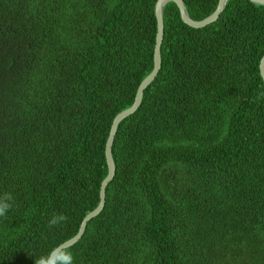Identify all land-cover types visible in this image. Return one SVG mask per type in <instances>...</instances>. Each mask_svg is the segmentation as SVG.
I'll list each match as a JSON object with an SVG mask.
<instances>
[{"label": "trees", "instance_id": "1", "mask_svg": "<svg viewBox=\"0 0 264 264\" xmlns=\"http://www.w3.org/2000/svg\"><path fill=\"white\" fill-rule=\"evenodd\" d=\"M158 0H0V264H34L99 203L112 121L153 70ZM193 21L218 0H182ZM160 70L118 126L74 264H264V6L185 25L163 8ZM54 213L66 223L48 226Z\"/></svg>", "mask_w": 264, "mask_h": 264}, {"label": "water", "instance_id": "2", "mask_svg": "<svg viewBox=\"0 0 264 264\" xmlns=\"http://www.w3.org/2000/svg\"><path fill=\"white\" fill-rule=\"evenodd\" d=\"M227 1L228 0H218V4H217L215 11L211 15H209L207 18L201 21H193L192 19H190V17L188 16L186 12V9H185V6L182 0H158L156 2L154 13H155V18H156L157 32H156L154 53H153V70L138 86L132 106L120 112L119 114H117L114 120L112 121L109 135H108L106 145H105V151H104L105 160L107 164V175L100 185L98 206L91 213L86 215V217L83 219L76 236H74L72 239L63 243L61 245L62 247L69 248L73 246L82 237L87 223L93 218L97 217L104 208L105 188L112 181L115 175V166H114V162L112 159L111 149H112L113 141H114L118 126L124 119L132 115L139 108L144 90L154 81V79L156 78L160 70V48L162 45L163 35H164V28H163V8L164 6L168 3L175 4L179 11L180 19L185 25L193 29H202L218 20L219 16L222 14V12L225 9ZM247 1H249L251 4L256 5V6H264V0H247ZM259 73H260V77L264 85V56L261 58L260 63H259Z\"/></svg>", "mask_w": 264, "mask_h": 264}, {"label": "clouds", "instance_id": "3", "mask_svg": "<svg viewBox=\"0 0 264 264\" xmlns=\"http://www.w3.org/2000/svg\"><path fill=\"white\" fill-rule=\"evenodd\" d=\"M264 98V91H260L257 100ZM14 196L11 192L0 193V217H6V213L12 208ZM68 217L63 213H54L48 220V226L55 227L66 223ZM34 264H74V257L68 247L57 245L52 247L47 253L40 255L34 260Z\"/></svg>", "mask_w": 264, "mask_h": 264}]
</instances>
